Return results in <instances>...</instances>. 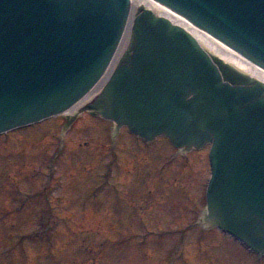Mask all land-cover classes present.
Returning a JSON list of instances; mask_svg holds the SVG:
<instances>
[{
    "label": "water",
    "instance_id": "1",
    "mask_svg": "<svg viewBox=\"0 0 264 264\" xmlns=\"http://www.w3.org/2000/svg\"><path fill=\"white\" fill-rule=\"evenodd\" d=\"M155 1L264 69V0ZM130 16V0H0V134L85 97ZM131 29L129 50L88 109L148 141L211 144V222L202 223L264 253V83L221 63L156 9H141Z\"/></svg>",
    "mask_w": 264,
    "mask_h": 264
},
{
    "label": "rangeland",
    "instance_id": "2",
    "mask_svg": "<svg viewBox=\"0 0 264 264\" xmlns=\"http://www.w3.org/2000/svg\"><path fill=\"white\" fill-rule=\"evenodd\" d=\"M88 112L0 136V264H264L199 219L207 147Z\"/></svg>",
    "mask_w": 264,
    "mask_h": 264
},
{
    "label": "bare ground",
    "instance_id": "3",
    "mask_svg": "<svg viewBox=\"0 0 264 264\" xmlns=\"http://www.w3.org/2000/svg\"><path fill=\"white\" fill-rule=\"evenodd\" d=\"M131 2V16L130 25L124 35L122 43L117 51L113 63L111 64L108 72L102 78V80L97 83L88 94L83 97L79 103L73 105L70 109L66 111L67 115H73L80 112L86 105H88L95 97H98L102 89L111 75L114 68L119 62H121L126 55L129 47L131 46V34H132V23L136 15L141 11V9H156L158 12L175 22L178 26L183 28L189 35H191L209 54L220 62L232 66L233 68L239 70L240 72L264 83V69L258 66L253 61L240 55L230 47L226 46L218 39H216L211 34L200 29L193 23L174 13L170 9L161 5L155 0H130Z\"/></svg>",
    "mask_w": 264,
    "mask_h": 264
}]
</instances>
